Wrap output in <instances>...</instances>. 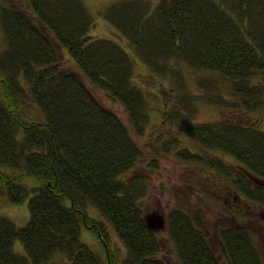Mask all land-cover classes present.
I'll list each match as a JSON object with an SVG mask.
<instances>
[{"label":"trees","instance_id":"16d2710c","mask_svg":"<svg viewBox=\"0 0 264 264\" xmlns=\"http://www.w3.org/2000/svg\"><path fill=\"white\" fill-rule=\"evenodd\" d=\"M99 13L154 71L167 74L182 62L231 84L237 100L226 105L233 113L264 106V0H158L154 6L113 0ZM93 23L83 0L0 3V182L15 203L33 192L25 225L0 218V264H42L57 256L61 264H166L161 239L144 220L147 184L126 175L141 151L82 76L125 109L136 134L147 124V97L132 81L135 60L114 39L90 35ZM59 48L76 69L63 66ZM179 127L202 146L233 156L237 197L264 205V131L236 117L183 119ZM186 150L178 151L188 159ZM210 161L231 175L224 162ZM26 177L36 184L19 182ZM242 208L223 210L236 223L217 229L218 245L193 205L171 208L166 229L178 263L222 264V255L228 264H264L259 241L242 224ZM82 226L96 234L103 256L80 238Z\"/></svg>","mask_w":264,"mask_h":264},{"label":"rangeland","instance_id":"374dc122","mask_svg":"<svg viewBox=\"0 0 264 264\" xmlns=\"http://www.w3.org/2000/svg\"><path fill=\"white\" fill-rule=\"evenodd\" d=\"M9 1L16 4L23 0H0V3ZM83 1L94 15L90 35L114 39L128 52L135 60L132 81L147 97L149 111L147 124L142 134H136L125 109L81 75L83 82L96 99L123 121L141 151L139 160L126 175L142 176L147 184V191L143 197L144 214H163L166 220L171 208L191 204L199 210L210 242L218 245L217 229L236 223V220L223 210L232 213L229 210L239 208L243 212L242 207L245 204L247 214L243 217L242 224L254 234L264 254V205H252L237 197L240 192L235 189L232 182L235 181L239 169L238 161L222 151L202 146L182 133L179 127L183 119H188L192 123H218L228 117H236L245 123H253L264 131V106L252 110L242 107L243 111L240 114L233 113L235 111L232 112L226 105L230 99H236L231 94L234 91L233 86L228 82L226 84L220 75L210 74L182 62L172 63V69L167 74L154 71L153 67L141 60L125 36L114 30L99 13L102 7L113 0ZM149 1L153 6L158 2ZM3 44L0 34V48ZM59 50L63 66L76 69L67 51L64 48ZM183 148L191 154L190 158L182 157V152L178 150ZM212 157L224 162L231 175L225 176L223 169L210 166ZM9 170V173L15 174V171ZM19 182L31 187L37 181L26 177ZM3 189L4 185L0 182V218L7 217L17 226L25 225L30 217L28 199L33 192L30 191L22 202L15 203L7 197ZM93 214L97 215L96 212ZM241 215L244 216V213ZM156 233L163 245L159 256L166 264H179L170 244L167 229L158 230ZM80 238L103 256L102 245L94 232L82 226ZM14 247L17 251L22 250L19 242H16ZM113 247L123 254V247L114 236ZM61 260L57 256L42 264H61ZM220 261L222 264H228L222 255Z\"/></svg>","mask_w":264,"mask_h":264},{"label":"water","instance_id":"95a60500","mask_svg":"<svg viewBox=\"0 0 264 264\" xmlns=\"http://www.w3.org/2000/svg\"><path fill=\"white\" fill-rule=\"evenodd\" d=\"M144 220L151 230L156 231L165 227V219L161 214L151 213L145 215Z\"/></svg>","mask_w":264,"mask_h":264}]
</instances>
